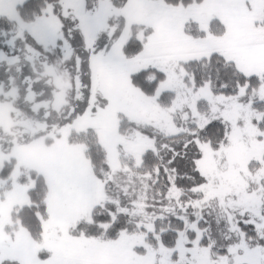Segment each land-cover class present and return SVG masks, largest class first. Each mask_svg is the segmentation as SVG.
<instances>
[{
  "label": "snow or ice",
  "instance_id": "snow-or-ice-1",
  "mask_svg": "<svg viewBox=\"0 0 264 264\" xmlns=\"http://www.w3.org/2000/svg\"><path fill=\"white\" fill-rule=\"evenodd\" d=\"M0 264H264V0H0Z\"/></svg>",
  "mask_w": 264,
  "mask_h": 264
}]
</instances>
